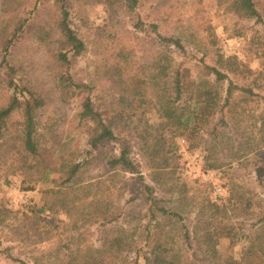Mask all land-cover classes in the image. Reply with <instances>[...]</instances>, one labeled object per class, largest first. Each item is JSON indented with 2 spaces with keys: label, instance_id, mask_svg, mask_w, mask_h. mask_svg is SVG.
I'll use <instances>...</instances> for the list:
<instances>
[{
  "label": "rangeland",
  "instance_id": "obj_1",
  "mask_svg": "<svg viewBox=\"0 0 264 264\" xmlns=\"http://www.w3.org/2000/svg\"><path fill=\"white\" fill-rule=\"evenodd\" d=\"M97 1L101 0H65L70 25L85 45L70 73L76 81H97L95 93L103 87L98 77L94 79L97 68L113 63L119 50L132 52L128 57L135 70L146 55L163 45L153 35L151 48L144 33L135 29L139 25L145 29L158 25L160 33L179 39L181 48L172 56L187 84L211 79L205 67H217L218 55L245 63L255 72L264 70V47L251 43L264 34V24L254 27L252 22L239 21L229 11L234 0H138L130 9L127 1L113 9ZM258 2L264 16V0ZM56 6V0H0V55L17 22L36 26L52 22ZM11 51L12 70L0 68V106L13 92L12 78L31 85L46 98L38 133L48 149L54 141L51 156L59 150L86 151L85 128L75 118L80 98L63 96L55 88L58 69L52 53L28 37ZM226 73L242 83L240 77ZM221 85L219 96L227 81ZM253 87L262 99L258 105L244 103L245 112L229 121V128L213 132L207 112L202 111L195 130L179 137L165 133L158 143L163 147L160 156L140 161V175L155 189L160 206L181 218L164 221L162 227L173 238L179 264H241L248 247L244 237L264 216V175L258 173L264 172V77L257 78ZM188 97L185 94L180 105L191 111L195 100ZM146 117L154 120L151 114ZM9 124L12 133L20 131L17 115ZM151 133L150 144H155V132ZM118 150L116 141L102 144L92 154L96 166L84 167L78 181L61 186L59 174L36 184L17 172L11 174L17 168L8 164L16 156H11L14 151L9 148H1L0 264H17L13 258L28 264H160L145 241L149 206L141 200L126 203L132 197L129 191L141 189L139 176L105 168ZM135 152L130 156L138 161ZM164 159L167 167L151 168ZM43 207V212L34 213ZM186 232L189 241L181 236Z\"/></svg>",
  "mask_w": 264,
  "mask_h": 264
},
{
  "label": "trees",
  "instance_id": "obj_2",
  "mask_svg": "<svg viewBox=\"0 0 264 264\" xmlns=\"http://www.w3.org/2000/svg\"><path fill=\"white\" fill-rule=\"evenodd\" d=\"M125 1L129 2L128 9L135 7L138 2V0L97 2H103L109 9H113ZM8 2L14 3L16 0ZM56 4V10L51 16L52 22L50 20L37 26L25 25L24 22L16 23L9 39L3 43L5 46L3 55H0V68L6 66L12 70L11 50L19 41L28 37L44 45L52 53L54 66L58 69L54 79L55 88L63 96L80 98L75 118L78 126L85 128L88 149L80 153L78 149L67 153L59 150L56 156H51L50 149L53 148L54 141L48 149L42 145L38 133V118L45 105V95L31 85L22 81L17 83L18 80L12 78L9 88L13 92L7 95L5 102L0 106V149L9 148L11 152L14 151L11 156H16L8 164V167L17 168L11 174L17 172L24 178L32 180L34 184L47 182L51 175L59 174L60 185L65 186L78 181L77 177L84 167L96 166L92 165L95 161L92 154L102 144L118 142V153L107 159L105 168L109 171L139 176L141 189L129 191L132 197L126 203L141 200L142 204L149 206L150 219L145 228V241L148 247L152 246L150 254L155 256L160 264H179L176 254L173 253L175 244L173 238L164 233L162 227L164 221L181 218L177 213L168 211L163 205L160 206L163 203L157 198L155 189L145 184L140 175V161L146 163L160 156L163 147L158 146V143L163 140L165 133L179 137L187 130H195L202 111L207 112L213 132L229 128V121L238 119L245 112L244 103L253 102L258 105L262 99L254 93L253 86L257 78L264 77V70L255 72L245 63L237 62L234 58L224 59L222 55H218L215 63L217 67H205L211 79L187 84L180 68L175 66L172 56L177 48H181L179 39L160 33L158 25L150 24L148 29L139 25L135 29L138 28L144 33L151 48L155 46L153 35L159 38L163 45L159 50L146 55V61L139 64L135 70L132 69L131 57H128L132 52L119 50L113 56V63L97 68L94 79L98 77L99 81L103 82V87L101 91L95 93L97 81L96 83L92 80L88 83L76 81L70 73L76 59L85 51V45L70 25L65 0H56ZM229 11L239 21L252 22L254 27L264 24L258 0H234ZM251 43L256 48L264 47V34L252 38ZM227 70L234 78L240 77L242 83L237 79L235 81L230 79ZM224 81H227V85L219 96L218 88ZM185 94L189 99L195 100L191 111L183 109L180 105ZM249 97L251 98L248 100ZM253 97L256 99H252ZM204 104L205 107L202 106ZM147 114H151V119L154 120L150 122ZM16 115L21 120V129L17 133H12L9 120ZM151 132H155V144H150L153 136ZM134 137L136 139H133ZM18 141L20 144L16 146ZM261 145H264V140ZM133 149L136 150L135 155L140 157L138 161L130 156ZM80 156L83 158L78 159ZM165 160L164 163L151 168L167 167ZM15 163L17 164L14 165ZM258 173L259 176L264 175L260 170ZM5 183L8 184L7 179ZM261 184L264 186V178ZM43 210L44 207L34 213L39 214ZM258 222V227L244 237L248 247L242 252L241 264H264V216ZM181 236L184 241H189L187 232ZM213 253L212 257L215 255V252ZM12 261L17 264H28L16 258Z\"/></svg>",
  "mask_w": 264,
  "mask_h": 264
}]
</instances>
